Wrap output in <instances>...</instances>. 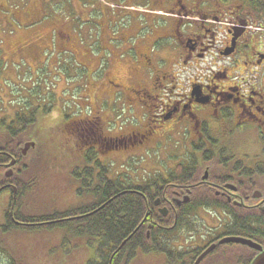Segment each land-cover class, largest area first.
<instances>
[{
    "label": "flooded vegetation",
    "instance_id": "obj_1",
    "mask_svg": "<svg viewBox=\"0 0 264 264\" xmlns=\"http://www.w3.org/2000/svg\"><path fill=\"white\" fill-rule=\"evenodd\" d=\"M116 1L123 7L118 10V25L114 31L115 18H108L103 45L118 53L129 70L123 75L129 79L128 107L134 111L152 101V113L141 126L130 125L121 135L105 137L106 150L159 149L173 135L181 137L185 150L179 160L184 177L168 181L154 202L153 215L167 221L152 222V214L146 218L142 223L147 240L156 226L158 236H152L151 247L138 245L121 264H132L140 253L161 257L164 264H171L169 257L186 262L187 227L194 226L199 215L212 212L226 215L227 221L208 230L204 245L216 244L217 251L209 263L250 264L259 250L218 242L240 236L264 248V0ZM99 118L89 119L92 129L100 127ZM62 125L71 133L80 129L77 121ZM5 130L0 123V132ZM28 155L19 162L0 149V197L7 194L5 205L0 202L2 229H29L33 224L16 218L19 198L27 204V193L19 197L15 180L20 164L30 174ZM12 159L15 164L8 166ZM96 160L106 165L102 158ZM21 211L27 214V209ZM236 213L249 218L237 232ZM253 214L263 216L256 227Z\"/></svg>",
    "mask_w": 264,
    "mask_h": 264
},
{
    "label": "rangeland",
    "instance_id": "obj_2",
    "mask_svg": "<svg viewBox=\"0 0 264 264\" xmlns=\"http://www.w3.org/2000/svg\"><path fill=\"white\" fill-rule=\"evenodd\" d=\"M119 8L123 7L116 0H0V118L10 122L20 110L29 114L33 108L37 116L26 130L38 144L27 163L38 168L39 160L41 180L23 210L36 206L37 212L65 211L93 202L79 199L80 182L72 173L84 164V149L92 143L111 177L128 174L139 184L150 174L156 178L171 168L182 169L184 143L177 135L159 149L106 150L105 137L121 135L130 125L141 126L152 113V101L151 106L134 111L128 107L129 79L123 75L129 70L118 53L103 45V28L110 17L118 23ZM136 8L144 10L142 5ZM96 116L101 125L92 129L88 121ZM65 119L77 121L80 129L73 133L61 129ZM9 140L7 133L0 132V143ZM6 197L1 195L2 205ZM212 213L199 215L195 225L187 228L189 248L206 244L211 229L227 221L226 215ZM68 228L0 226V264H88L95 259L94 247L87 244L86 236ZM132 264L164 263L161 257L140 253Z\"/></svg>",
    "mask_w": 264,
    "mask_h": 264
},
{
    "label": "trees",
    "instance_id": "obj_3",
    "mask_svg": "<svg viewBox=\"0 0 264 264\" xmlns=\"http://www.w3.org/2000/svg\"><path fill=\"white\" fill-rule=\"evenodd\" d=\"M116 20L114 19L113 23L114 31L118 25ZM26 112L20 110L8 124L4 123L6 119L0 121L2 125L6 126L4 133H7L10 138L6 144L0 143V149L7 151L10 157L14 156L19 158L21 160L18 159L19 162L25 159L21 151V147L26 142L23 137L33 139L26 130L37 120L36 108H33V111L28 110L29 114ZM66 120L68 119H65L64 123L68 125L70 122H66ZM1 137L3 139V136ZM36 148L31 149L30 152ZM94 149V147L92 149L90 147L86 151L84 149V164L77 166L72 172L73 178L80 182L77 187L79 199L88 200L91 198L94 199L93 202L89 205L81 206L78 209L70 208L65 211L55 209L48 212H37L36 206H34L35 209L33 210L27 206V214L23 213L21 211L22 206L28 204V197L30 198V196L35 194L38 188L36 186L41 180V172L38 170L40 163L39 160H36L39 164L38 168L35 163L29 165L28 171L30 174L28 175L26 174L25 168L23 169L21 167L22 164H20V169L17 173L19 177L15 181L19 188V197L23 193H27V204L20 202L19 198L16 218L33 223L29 229L69 225L68 231L75 230L79 235L86 236L87 244L95 249V259L90 260L88 264H110L111 259L112 264H121L128 255L130 256L135 253L138 245L146 248L148 244L151 247L152 236H158L159 227L156 226L155 228L158 229L153 230V233L151 232V239L148 241L146 224L142 222L148 217L150 219L151 214L152 222L157 221L163 223V221H167L162 215V217L158 216V213H154L153 215L154 202L162 194L166 183L171 180L176 181L182 179L184 177V171L178 166L176 169L167 170L166 173L156 178L148 177L142 183L136 184L130 179L128 174H118L116 177H111L108 166L96 160L97 156ZM10 157L5 161H9ZM36 179L39 181L36 182ZM130 190H136L137 192L143 193V195L130 193ZM234 217L236 221L234 227L236 232L246 227V222L249 220L248 215L236 213ZM262 220L263 216L253 214L251 219L253 227H256L255 223L262 222ZM154 232L156 233L154 234ZM125 240H128L126 244L121 250L115 253ZM142 240H146V242H138ZM156 244H154L155 248H152V250L157 252L159 247ZM202 250L203 248L201 247L189 248L187 261L182 264H193L196 256ZM194 254L195 256H193ZM169 260L171 264H181L174 258L169 257Z\"/></svg>",
    "mask_w": 264,
    "mask_h": 264
},
{
    "label": "water",
    "instance_id": "obj_4",
    "mask_svg": "<svg viewBox=\"0 0 264 264\" xmlns=\"http://www.w3.org/2000/svg\"><path fill=\"white\" fill-rule=\"evenodd\" d=\"M36 147V142L35 141H30L25 143V145L21 148L22 154L24 156H26L28 154V152L32 149ZM15 164V159H13L8 166H12ZM13 174L12 171L7 173V176L11 177ZM16 190V189H15ZM127 240H125L122 245L119 247V249L117 251H119L125 244H126ZM227 242H234V243H241L244 245H248L252 248L258 249L260 250V254L258 256L255 257V259L251 262V264H264V249L263 247L256 243L255 241H253L252 239L249 238H245V237H237V236H233V237H227L225 239H222L219 241L220 244L222 243H227ZM216 245L213 244L210 247H208L195 261L194 264H200L204 258L213 250L215 249Z\"/></svg>",
    "mask_w": 264,
    "mask_h": 264
}]
</instances>
